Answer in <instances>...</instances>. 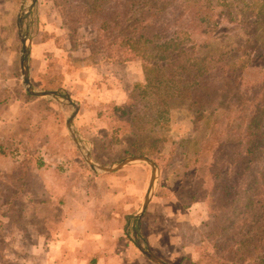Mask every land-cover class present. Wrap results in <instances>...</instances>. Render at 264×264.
<instances>
[{
	"label": "trees",
	"instance_id": "trees-1",
	"mask_svg": "<svg viewBox=\"0 0 264 264\" xmlns=\"http://www.w3.org/2000/svg\"><path fill=\"white\" fill-rule=\"evenodd\" d=\"M54 3L73 34L83 26L95 31L92 56L140 59L146 66L145 82L135 84L109 121L113 143L133 133L134 152L125 151L155 160L160 143L168 140L159 127L183 101L196 114L194 128L204 129L181 163L185 177L198 180L193 198L208 201L215 220L213 228L196 233L211 250L192 264H264V0ZM242 30L250 35L236 48L241 59L205 51L211 40ZM209 113L212 118L203 125ZM172 143L168 164L179 157V141ZM25 174L13 175L14 180Z\"/></svg>",
	"mask_w": 264,
	"mask_h": 264
},
{
	"label": "rangeland",
	"instance_id": "rangeland-1",
	"mask_svg": "<svg viewBox=\"0 0 264 264\" xmlns=\"http://www.w3.org/2000/svg\"><path fill=\"white\" fill-rule=\"evenodd\" d=\"M32 2L33 0H0V68L5 70V75H11L13 95L15 92L29 94L23 85V46L18 30V18L24 16V29L28 32L31 49L29 67L34 87L38 90H59L62 95L69 93L79 103L76 125L96 163L110 166L124 157L134 155L125 151L130 149L134 152L131 144L135 139L133 133L121 135L120 141L114 143V136L111 141L107 133L113 131L109 130V121L115 117L117 105L127 98L136 83L145 82L146 66L140 59L109 61L102 54L92 56V41L96 37L93 29L83 26L73 34L63 21L54 0H36L30 9ZM238 33L239 36L211 40V46L205 51L228 52L230 61L241 59L243 53L236 48L244 44L250 31L242 30ZM125 55L131 54L127 52ZM59 98L65 104H53L50 108L59 119V130L52 144L56 152L42 162L55 163L59 172L65 171L66 165L71 166L73 171H78L76 174L82 173L88 179L92 194L108 198L106 216L114 221L112 225H108H111V230L115 229L112 238L116 239L119 247L110 252V256H117L114 264H156L142 253L136 240L150 247L156 255L171 264H192L194 260L205 259L206 251L211 250V247L207 243H200L196 233L213 228L215 220L208 201L201 197L193 198L198 194V180L195 177H185V167L181 166L186 161V153L195 148L196 141L202 137L204 131L202 128L198 132L194 128L196 114L189 108V103H176L169 114V120L159 127L161 135L168 140L160 143L162 150L155 156L159 177L152 199L139 219L137 215L150 184L151 166L137 163L114 172L95 171L100 176L99 180L91 179L94 170L84 159L66 126L74 107L62 96ZM41 99L51 100L50 97ZM32 111L35 114L47 113L46 109L37 105L32 106ZM212 115H207L203 125L211 120ZM24 128H27L26 124L21 123L17 131L21 133ZM3 130L0 129L4 134ZM172 139L179 141L176 164H168ZM20 142L25 143L22 140ZM108 142L109 145H106ZM36 143L37 146L40 144L38 141ZM100 144L106 147L100 148ZM38 158L43 159V156L36 159ZM2 179L3 174L0 172V199L5 195L14 196L16 209L9 207L12 212L17 211L22 206L24 189H20V192L19 184H13L17 187L10 184L4 186ZM119 194L123 196L121 201H112L109 198ZM33 206L35 204L31 208ZM3 211L0 206V214ZM7 226L0 218L1 231ZM1 231L0 245H3ZM13 258H6L0 248V264H19Z\"/></svg>",
	"mask_w": 264,
	"mask_h": 264
},
{
	"label": "crops",
	"instance_id": "crops-1",
	"mask_svg": "<svg viewBox=\"0 0 264 264\" xmlns=\"http://www.w3.org/2000/svg\"><path fill=\"white\" fill-rule=\"evenodd\" d=\"M10 76L0 68V129L4 128V134L0 131V172L4 186L19 184V190L24 192L17 211L12 212L9 207L16 209L13 196L0 199L4 210L0 218L8 225L0 229L3 234L0 248L6 258L14 257L19 264H114L117 256H110V252L119 247L112 238L115 229L109 228L114 221L106 216L108 198L92 194L88 179L82 173L76 174L78 171L71 166L66 165V170L59 172L55 163L42 162L56 152L52 144L59 130V119L50 108L65 103L60 98L46 100L20 92L13 95ZM34 105L47 113L35 114ZM76 119L74 125L78 130ZM21 123L27 128L19 133ZM36 141L40 143L38 146ZM39 156L43 159L37 160ZM28 159L35 162L27 166L24 161ZM22 172L26 173L24 179L15 181L13 175ZM91 174V179L99 180L95 170ZM109 198L121 201L123 196Z\"/></svg>",
	"mask_w": 264,
	"mask_h": 264
},
{
	"label": "water",
	"instance_id": "water-1",
	"mask_svg": "<svg viewBox=\"0 0 264 264\" xmlns=\"http://www.w3.org/2000/svg\"><path fill=\"white\" fill-rule=\"evenodd\" d=\"M35 2L36 0H33L30 9L32 8ZM23 20H24V16H20L18 18V30H19V35H20V39L22 42V46H23V51H22V56H21L23 85L25 86L26 91L31 95L39 96V97H50L54 99H59V96H62L68 101V103L73 105L74 110L67 119V127H68V130H69V133L72 139L75 141L79 151L82 153L84 159L87 161L89 166L95 171H103V172H114L125 166L131 165V164H137V163H143V164H147L151 166L152 173H151L149 188H148L147 193L145 194L141 210L137 215L138 218L140 219L145 213L152 199V196L154 194L156 181L159 177L158 164L150 156L144 155V154L129 155L110 166L98 164L93 160L91 149L87 147V145L84 142V138L80 135V133L78 132L77 128L74 125V119L76 118L79 112V109H80L79 103L74 101V99L69 93L62 95L59 90H38L34 87L33 82L31 80L30 67H29V57H30V51H31L30 42H29L28 32L24 29ZM137 233L138 231H136V234ZM136 243L139 249L142 251V253L145 254L149 259H151L156 264H171L165 261L164 259H162L161 257H159L158 255H156L150 247L144 246L140 241H137V240H136Z\"/></svg>",
	"mask_w": 264,
	"mask_h": 264
}]
</instances>
